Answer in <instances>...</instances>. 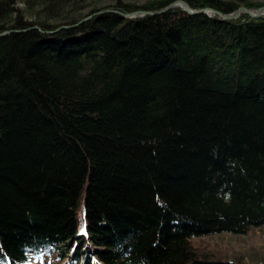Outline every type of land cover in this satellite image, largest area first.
Masks as SVG:
<instances>
[{
  "label": "trees",
  "instance_id": "trees-1",
  "mask_svg": "<svg viewBox=\"0 0 264 264\" xmlns=\"http://www.w3.org/2000/svg\"><path fill=\"white\" fill-rule=\"evenodd\" d=\"M111 1L0 0V264H264L190 241L264 224V13Z\"/></svg>",
  "mask_w": 264,
  "mask_h": 264
},
{
  "label": "rangeland",
  "instance_id": "rangeland-1",
  "mask_svg": "<svg viewBox=\"0 0 264 264\" xmlns=\"http://www.w3.org/2000/svg\"><path fill=\"white\" fill-rule=\"evenodd\" d=\"M121 2H130L134 4L143 3L145 0H120ZM254 2L264 0H251ZM111 0H85L80 3V11L82 13L91 9V7H103V5L110 4ZM22 8V4H18ZM264 5V4H263ZM40 5H35L34 9H38ZM244 6V5H239ZM238 7V6H237ZM245 7V6H244ZM247 8V7H246ZM250 10L253 8L248 7ZM247 8V9H248ZM237 9V8H236ZM235 9V10H236ZM29 11L24 12V19H32ZM191 244L204 248L205 252L217 251L222 248L226 251L229 258L235 261H259L264 257V224L258 227H252L245 233H227V232H213V234H202V236H192ZM49 260V259H48ZM48 260L42 264H48ZM67 260L64 258L63 261ZM68 261V260H67ZM54 262V260L52 261ZM56 262V260H55ZM30 264H41L37 261H30ZM62 264V263H60Z\"/></svg>",
  "mask_w": 264,
  "mask_h": 264
},
{
  "label": "water",
  "instance_id": "water-1",
  "mask_svg": "<svg viewBox=\"0 0 264 264\" xmlns=\"http://www.w3.org/2000/svg\"><path fill=\"white\" fill-rule=\"evenodd\" d=\"M170 6H178L180 8H182L186 13L188 14H193V13H213V14H217L221 19H236L238 18V16L240 15V13H245L248 16L251 17H259L260 14L264 13V5H260V7H256L254 9H247L244 6H238L237 9L234 11V13H222L219 12L218 10H214L210 7H204V8H198V9H194V8H190L188 3L185 2L184 0H173L172 2H170V4H167L161 8H159V10H141V9H137L134 12H125V13H121L122 16H130V17H137V15H144V14H158L161 11L167 10L168 8H170ZM103 11H116V9H110V8H104L103 10H100L99 12H103ZM86 19V17L82 18V20ZM80 21V22H81ZM37 26H33V28H36ZM65 27V26H62ZM10 30H3L2 32H0V35L6 34L7 32H9Z\"/></svg>",
  "mask_w": 264,
  "mask_h": 264
},
{
  "label": "bare ground",
  "instance_id": "bare-ground-1",
  "mask_svg": "<svg viewBox=\"0 0 264 264\" xmlns=\"http://www.w3.org/2000/svg\"><path fill=\"white\" fill-rule=\"evenodd\" d=\"M132 12H134V11H132ZM232 13H234V12H232ZM124 17V16H123ZM125 17H130V16H125ZM132 18V17H131Z\"/></svg>",
  "mask_w": 264,
  "mask_h": 264
}]
</instances>
